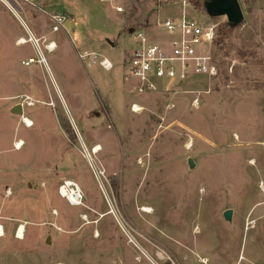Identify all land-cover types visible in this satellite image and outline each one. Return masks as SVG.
<instances>
[{"label": "rangeland", "instance_id": "374dc122", "mask_svg": "<svg viewBox=\"0 0 264 264\" xmlns=\"http://www.w3.org/2000/svg\"><path fill=\"white\" fill-rule=\"evenodd\" d=\"M176 1L18 0L23 24L0 3V264H264V0H238L235 30L191 0L217 26V75L136 95L129 31L167 41L158 23ZM65 182L81 205L60 197Z\"/></svg>", "mask_w": 264, "mask_h": 264}, {"label": "built area", "instance_id": "2783aa9c", "mask_svg": "<svg viewBox=\"0 0 264 264\" xmlns=\"http://www.w3.org/2000/svg\"><path fill=\"white\" fill-rule=\"evenodd\" d=\"M31 3L33 0H22ZM101 2L109 0H100ZM191 0H177L169 6L177 8V13L164 18L158 23L159 29L169 36L163 43H157L143 30H133L129 34L130 47L127 48L121 62L123 80L132 83L133 92L136 95H152L164 92H177L183 87L184 81L189 74L213 78L217 75L216 62L213 56L215 24L204 23L196 17L188 14L191 9ZM13 16H19L17 11L18 0H0ZM116 12H121L116 8ZM20 17V16H19ZM51 32L63 31L66 18L62 15L50 14ZM30 36V35H29ZM36 48L38 42L33 37L28 38ZM85 54L84 56H92ZM33 60H28V64ZM39 62H42L40 59ZM99 66L105 71H111L113 65L106 59L101 58ZM170 83V84H169ZM24 107V103H21ZM29 105V104H28ZM131 111L136 113L137 105H132ZM22 123L25 119L22 117ZM19 144V143H18ZM18 144L14 146L17 150ZM22 144V143H21ZM95 176L101 178L104 174L95 170ZM65 182L59 189V195L72 206L81 205L82 194L79 188ZM70 190L69 194L61 192ZM65 194V196L63 195ZM3 234V229H2ZM17 236V230L15 237ZM17 239V238H16Z\"/></svg>", "mask_w": 264, "mask_h": 264}, {"label": "water", "instance_id": "95a60500", "mask_svg": "<svg viewBox=\"0 0 264 264\" xmlns=\"http://www.w3.org/2000/svg\"><path fill=\"white\" fill-rule=\"evenodd\" d=\"M200 2L202 10L207 17L211 19H226V30H235L243 24L244 16L238 0H200ZM132 32L133 30H130L129 34H131ZM106 42L113 46L110 40L107 39ZM10 113L16 116H23V106L21 104L13 106L10 110ZM187 164L189 170L194 167V163L191 159H188ZM223 219L226 222L231 221V210H227L226 212H224ZM46 242L47 244L50 243L48 239Z\"/></svg>", "mask_w": 264, "mask_h": 264}, {"label": "bare ground", "instance_id": "6f19581e", "mask_svg": "<svg viewBox=\"0 0 264 264\" xmlns=\"http://www.w3.org/2000/svg\"><path fill=\"white\" fill-rule=\"evenodd\" d=\"M7 7V6H6ZM8 8V7H7ZM29 37H31V36H29ZM26 42H25V40L24 41H21V43L20 44H25ZM50 46H52L51 47V49L49 48ZM54 44H50L49 46H47L46 47V50L47 51H50V52H52L53 51V49H55L54 48ZM41 52V51H40ZM41 60H42V62L41 63H43L45 66H46V68H48L47 67V65H46V61H45V59H44V57L41 55V58H40ZM25 127H27V128H30L31 126H32V123L31 122H29V121H27V120H25ZM18 144V143H17ZM21 145V147L23 146V144H21V142L18 144V146H20ZM21 147H18V149L17 150H19V149H21ZM99 150H95L94 152H98ZM68 186H71V184L70 183H68ZM61 192H63V193H67V194H69V192H70V190H68V191H66L65 189H63V190H61ZM64 196H65V194H63ZM19 231V232H18ZM18 233H22L21 234V237H18ZM23 235H24V226L23 227H18L17 228V236H16V238L18 239V240H22L23 239ZM2 236V227L0 226V237ZM136 246V245H135ZM137 247V246H136ZM142 253V252H141Z\"/></svg>", "mask_w": 264, "mask_h": 264}, {"label": "crops", "instance_id": "0c3cea01", "mask_svg": "<svg viewBox=\"0 0 264 264\" xmlns=\"http://www.w3.org/2000/svg\"><path fill=\"white\" fill-rule=\"evenodd\" d=\"M100 1V0H99ZM16 19H18L19 20V22L21 23V24H23V22L20 20V17L19 16H14ZM31 37H33V39L35 40V41H37V42H39V40H42V39H47L46 37H47V35H45V34H42V35H39V36H34V34L32 33L31 35H30ZM51 40H53V42L54 41H57V39H51ZM53 44V43H52ZM93 52H90V53H86V54H92ZM59 91V90H58ZM57 91V93H59ZM60 95H61V93H60ZM62 97V96H61ZM63 98V97H62Z\"/></svg>", "mask_w": 264, "mask_h": 264}, {"label": "trees", "instance_id": "16d2710c", "mask_svg": "<svg viewBox=\"0 0 264 264\" xmlns=\"http://www.w3.org/2000/svg\"><path fill=\"white\" fill-rule=\"evenodd\" d=\"M194 7H195L196 9H201V4L199 3L198 0L195 1V3H194Z\"/></svg>", "mask_w": 264, "mask_h": 264}]
</instances>
